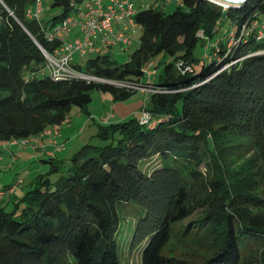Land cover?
Instances as JSON below:
<instances>
[{"label": "trees", "instance_id": "16d2710c", "mask_svg": "<svg viewBox=\"0 0 264 264\" xmlns=\"http://www.w3.org/2000/svg\"><path fill=\"white\" fill-rule=\"evenodd\" d=\"M85 1L49 0L43 21L27 15L36 0H0L5 144L41 138L74 106L89 114L94 90L112 93L115 102L140 92L49 75L43 50L54 52L62 40L50 41L47 32ZM133 4L141 33L129 60L111 59V46L87 60L76 54L74 67L172 92H144L137 115L98 125L106 145L86 144L67 160L42 159L49 170L12 210L0 205V264H124L116 240L121 203H133L140 215L133 244H146L142 264H264V39L242 34L263 20L264 0L239 8L183 0L170 14ZM225 24L233 34L226 44ZM207 40L212 57L195 68L194 50ZM151 63L152 72L161 68L155 79L144 72ZM143 111L152 119L143 122ZM155 156L162 167L145 172L142 163Z\"/></svg>", "mask_w": 264, "mask_h": 264}, {"label": "built area", "instance_id": "2783aa9c", "mask_svg": "<svg viewBox=\"0 0 264 264\" xmlns=\"http://www.w3.org/2000/svg\"><path fill=\"white\" fill-rule=\"evenodd\" d=\"M182 1L183 0H176L178 4H181ZM43 9V0H36L34 7L28 10L27 15L30 18L40 19ZM135 14L136 10L132 0H87L80 4L73 15L68 17L62 24H58L47 32V37L50 41L62 40V45L54 52L43 50L47 59V70L49 75L55 80L70 78L85 79L141 92H172L171 90L166 91L150 88V86L140 82L98 78L74 67V58L76 54L81 58H85L88 55L93 56L102 54L111 46H119L127 49L136 43L138 40L135 35V30L138 25L134 19ZM115 26H120L121 29L116 31ZM74 30H78L80 34L73 36ZM129 31H133V33L131 34ZM251 32L256 33L255 36L258 40L264 39V18L262 21L255 20L253 27L248 28L246 26L242 30V34L245 35ZM232 43L236 44L237 41ZM237 61L239 60L231 61L226 64L221 71L227 69ZM152 65L153 63L144 67V72L149 76L153 73L151 69ZM208 80L209 79L203 82H197L192 88L198 87ZM151 119L152 115L149 112H141V120L143 122H147ZM60 126L61 125H55L51 130L49 129L42 134L51 135L54 133V138L51 143L57 144V150H62L64 148L63 145H58L56 138L60 134ZM34 140H37V138L14 139L8 143L10 145L26 146L29 143H33ZM20 183H22L21 180L7 189L0 190V201L7 193H15Z\"/></svg>", "mask_w": 264, "mask_h": 264}, {"label": "rangeland", "instance_id": "374dc122", "mask_svg": "<svg viewBox=\"0 0 264 264\" xmlns=\"http://www.w3.org/2000/svg\"><path fill=\"white\" fill-rule=\"evenodd\" d=\"M43 2L45 4L44 5V11L45 12H43L41 18L44 21L49 17L50 12L48 10L49 9L48 8L49 0H43ZM133 2L137 5L138 8H146V7H149L152 5L155 6V5L160 4V7L162 8V10L166 14L173 13L178 7L177 2L175 0H170V1H166V2L164 0H133ZM230 30H231V25H229V24L228 25L225 24L222 27L221 33H222V35H223V33H224V35H226L225 42H224L225 44L233 36L232 33L230 34ZM215 40H216V37H214L212 39L211 45ZM211 45H210V42L208 43V40L205 41L204 44H202V43L198 44V46L194 50V56L197 59H199L200 62L193 63L195 68L200 67V63H203V59L207 61V59L209 57H212L213 50L210 49ZM232 46H233V43L231 44V47ZM136 48H137V46L133 45L127 51H123L121 48H115V49H112L110 51H106V50L105 51L107 52V54H109L111 59L115 60L118 64H123L129 60L131 54L136 50ZM105 51L103 52V54L106 53ZM77 57H78V55L76 56V58ZM88 58H90L89 55L86 56L84 60H87ZM76 61H77V59H75V62ZM160 71H161V68H154L153 69V74H154L153 78L154 79L159 75ZM145 94L146 93L141 92V91L138 92L135 96V100H138V102L134 101L135 103L132 104L131 106H138L139 103H144ZM111 97L113 99V95L110 92L94 90L92 92V102L87 109L89 114L85 113L78 106H74L72 108L68 118L69 119H70V117L72 118L73 116H75V114H79L77 116L82 117V118L75 120L74 127H73V128H76L73 131V134L75 137L73 136L74 138H72L70 141L67 140V142H66L67 149L62 151L60 158H62V157L64 158V157H66V155L71 158L80 148H82L86 144H94L96 146H104L107 144L106 142L99 139L96 135L98 133V125L104 124L105 122L108 123L111 120L112 116L111 117L108 116V118L105 121L102 120V118H100V116H99L102 113V108L104 106L105 101L109 100L108 98H111ZM113 101H114V99H113ZM113 101H110L109 103H113ZM116 109L118 110L119 108H116ZM120 110H121V107H120ZM93 111H96V114L95 113L91 114V112H93ZM91 115H92V117H95V119L91 120L90 124L88 126H86L85 120H87V118H89ZM128 118H130L129 115L126 116L125 119H128ZM109 123H111V122H109ZM61 134H62V132H61ZM56 138H57V140H59L58 137H56ZM69 138H71V137H69ZM39 139L40 138L37 137V140H34L32 143L33 148L35 150L40 148ZM59 142H61V141L59 140ZM7 145L9 147H13V150H14V149H18V148L28 149L31 144L29 143L26 146L15 145V144H12V145H10V144L5 145L4 144L5 147ZM63 145H65V144H63ZM42 148L44 149L43 146L40 149H42ZM6 150H7V148H3V146L0 145V152H5ZM59 151H61V150H57V148L54 147V150H52L48 153L50 155H53L55 152H59ZM17 155H19L20 157L22 156L20 154H17ZM39 155H40L39 157H44L42 154H39ZM4 158H5L4 161H0V190L4 189L6 187V185H9V187H10L13 184L17 183L19 180H21L22 183L18 184V189L16 190L17 195L15 196L16 198L19 199L28 190L31 189V187H32L31 185H33L31 183L35 181V179H36L35 177H37L38 176L37 174H39V172H41V170H38V168H40L41 165H38L36 163L38 161L32 159V156H30L28 162L25 163V165H24L25 167L23 166V160H24L23 158L16 161L15 163L12 161V159H11L12 157H10V156L4 155ZM162 164H163V161L160 159V157L155 156L152 159H150L146 162H143L141 165V168L145 172L151 173L154 169L162 167ZM8 165H10V166H8ZM46 166L47 165H45V167ZM48 167H47V170H44V172L49 170ZM23 179H24V182H23ZM7 188H5V189H7ZM6 197H10V194L7 193L5 198ZM7 209L12 210L13 206L8 207ZM119 215H120L121 222H120V226L118 228L117 234H116V240H117V247H118V252H119L120 258L122 259L124 264H142L141 263V255H142V252H143L146 244L144 243V244H141L139 246H134V244H133L135 227H136L137 222L140 219V215L137 212V208L133 203H121L119 205Z\"/></svg>", "mask_w": 264, "mask_h": 264}, {"label": "crops", "instance_id": "0c3cea01", "mask_svg": "<svg viewBox=\"0 0 264 264\" xmlns=\"http://www.w3.org/2000/svg\"><path fill=\"white\" fill-rule=\"evenodd\" d=\"M158 5H160V4H158ZM135 6H136V8H138L136 4H135ZM120 29H121L120 26H115V30L116 31H119ZM129 33L132 34L133 31L132 32L129 31ZM140 33H141V28H137L136 31H135L136 37H139ZM79 34H80V32L78 30H74L73 31V36L79 35ZM115 48H119V47L116 46V47H114L112 49H115ZM107 51H110V50H107ZM93 56H95V55H93ZM135 96H136V94L134 96L130 97L129 99H127L125 101H120V102H114L112 97L108 98L109 100L105 101L104 106L102 108V113H101V115H99L100 118H102V120L105 121L108 118V116H110V117L112 116L111 120L109 122H118V121L125 120L126 116H128V115L130 117L134 116L135 114H137L139 111H141L145 107V105L147 103V98H148L147 94H145L144 103H139L138 106H131L132 104L135 103L134 101L138 102V100H135ZM110 101H113V103H109ZM120 107H121V110H120ZM116 108H119V109L117 110ZM92 113L96 114V111L91 112V114ZM77 115H79V114H75V116H73L72 118L70 117V119L67 118V120L61 125L62 134H61V136H58V139L61 141V143L65 144V145H64V148L61 151H59L60 153L59 152H55L53 155H50L48 153V152L54 150V146L51 144V139L54 137L53 136L54 134L52 133L51 135H49V134L42 135L41 138L39 139V146H40V148L43 146L44 149L43 148L42 149L39 148V149L35 150L33 148L32 143H30L31 145H30V147L28 149L18 148V149H14L13 150V147H9L8 145L5 147L4 146L5 143L3 141H0V145H2L3 148H7V150L5 152H0V161H4V159H5L4 155L12 157L11 159H12V161L14 163L16 161L20 160L21 158H23L24 159L23 160V166H24L25 163L28 162L30 156H32V159L37 160L38 162H36V163L38 165H41V167L38 168V170H41V172H39V174H37V175L39 176L41 174L46 173L47 171L44 172V170H47L48 165L45 167L46 164L41 161L42 159L48 158V157H51V156L54 157V158L61 159V160H67V159L70 158L67 155L64 158L63 157L60 158V155H61L62 151L67 149V144H66L67 140L70 141L72 138L75 137L74 134H73V131L76 129V128H73L75 120L79 119V118H82V117H78ZM94 119H95V117H92V115L89 118H87V120H85L86 126H88L90 124V121L94 120ZM50 130H51V128H50ZM69 137H71V138H69ZM17 154H20L22 156L20 157ZM39 154H42L44 157H39L40 156ZM8 166H10V165H8ZM37 177H35V178H37ZM23 182H24V179H23ZM7 187H9V185H6L5 188H7ZM4 189H2V190H4ZM16 195H17L16 192L14 194H10V197H6L5 198V196H6L5 195L4 198L0 202V205H2V206H6L7 205L8 207L13 206V203L16 201L15 200V198H16L15 196Z\"/></svg>", "mask_w": 264, "mask_h": 264}, {"label": "water", "instance_id": "95a60500", "mask_svg": "<svg viewBox=\"0 0 264 264\" xmlns=\"http://www.w3.org/2000/svg\"><path fill=\"white\" fill-rule=\"evenodd\" d=\"M208 1L216 3L224 8H239L248 2V0H208Z\"/></svg>", "mask_w": 264, "mask_h": 264}, {"label": "bare ground", "instance_id": "6f19581e", "mask_svg": "<svg viewBox=\"0 0 264 264\" xmlns=\"http://www.w3.org/2000/svg\"><path fill=\"white\" fill-rule=\"evenodd\" d=\"M147 110V109H146ZM149 111V110H148ZM137 115V114H136ZM134 117V116H133Z\"/></svg>", "mask_w": 264, "mask_h": 264}]
</instances>
